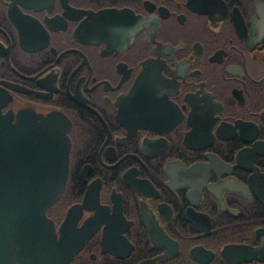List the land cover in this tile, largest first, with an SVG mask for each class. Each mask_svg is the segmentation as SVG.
<instances>
[{
  "label": "flooded vegetation",
  "instance_id": "flooded-vegetation-1",
  "mask_svg": "<svg viewBox=\"0 0 264 264\" xmlns=\"http://www.w3.org/2000/svg\"><path fill=\"white\" fill-rule=\"evenodd\" d=\"M0 87L66 128L65 264H264V0H0Z\"/></svg>",
  "mask_w": 264,
  "mask_h": 264
},
{
  "label": "water",
  "instance_id": "water-1",
  "mask_svg": "<svg viewBox=\"0 0 264 264\" xmlns=\"http://www.w3.org/2000/svg\"><path fill=\"white\" fill-rule=\"evenodd\" d=\"M8 99L0 87V264H65L85 235L71 246L57 241L45 208L65 186L66 128L59 123L41 130L39 113L31 108L19 109V122L12 123L11 111L1 109ZM52 116L45 115L44 122ZM83 206L69 205L59 229L73 223L69 215Z\"/></svg>",
  "mask_w": 264,
  "mask_h": 264
},
{
  "label": "bare ground",
  "instance_id": "bare-ground-1",
  "mask_svg": "<svg viewBox=\"0 0 264 264\" xmlns=\"http://www.w3.org/2000/svg\"><path fill=\"white\" fill-rule=\"evenodd\" d=\"M63 195V194H62Z\"/></svg>",
  "mask_w": 264,
  "mask_h": 264
}]
</instances>
